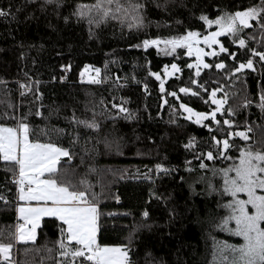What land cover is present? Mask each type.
I'll list each match as a JSON object with an SVG mask.
<instances>
[{"label":"trees","instance_id":"16d2710c","mask_svg":"<svg viewBox=\"0 0 264 264\" xmlns=\"http://www.w3.org/2000/svg\"><path fill=\"white\" fill-rule=\"evenodd\" d=\"M94 2L63 0L57 9L55 4L41 8L43 0H0V8L10 13L0 17V126L15 128L23 120L30 140L71 153L70 160L58 162V179L85 190L96 205L99 245L125 246L130 264H221L220 247L243 243L228 230L234 229L231 221L219 226L229 214L221 181L229 159L214 154L205 132H198L197 148H185L186 132L177 131L184 126L172 118L169 106L175 101L166 93L191 86L193 77L187 83L171 78L161 93L149 73L159 74L177 62L180 48L166 55L156 47L145 49L142 41L201 33L206 27L201 15L214 20L261 0H138L143 5L139 25L130 28L127 20L109 18L92 26L91 35L86 20L65 22L77 4ZM250 23L246 36L260 40L258 48L264 51V30ZM84 69L94 76L82 77ZM20 83H30L31 90L21 95ZM113 103L129 113H120ZM73 115L98 126L74 124ZM261 122L259 130L264 129ZM256 140L247 147L263 151L264 138ZM210 150L213 160L206 158ZM157 164L169 171L157 172ZM15 175V164L0 160V196L7 200L0 199V243L12 245V264H70L59 254L62 222L55 217L41 219L32 241L16 240Z\"/></svg>","mask_w":264,"mask_h":264},{"label":"snow or ice","instance_id":"6c2138e0","mask_svg":"<svg viewBox=\"0 0 264 264\" xmlns=\"http://www.w3.org/2000/svg\"><path fill=\"white\" fill-rule=\"evenodd\" d=\"M28 2L36 3V0H28ZM62 3L63 0H43L41 8L48 4H55L59 9ZM142 8L143 5L138 0H128L126 4H122L120 0H95L92 4H77L70 15L65 16L64 19L66 23L72 17L78 21L86 20L90 26L91 35L92 26L105 23L109 18L119 19L122 22L127 20L130 28L139 25L142 20L140 14ZM9 15L8 10L0 8V17H8ZM200 19L206 27L215 25L216 30L202 36L196 31H187L186 34L175 37L145 39L142 41V45L145 49L156 47L158 51H162L166 55H170L177 48L187 49L186 55L190 57L195 55L196 57L195 64L189 63L187 67L195 68L194 75L199 76L202 69L212 67L211 64L204 61L203 57H215L219 53H227L229 58L234 59L237 55L223 46L218 37L227 35L240 49H244L247 44L246 40L241 38L240 33L243 29L253 27L250 21H256L257 25L264 30V0H261L260 4L242 11L217 16L214 20L205 15H201ZM201 44L211 50L205 51L204 47H199ZM160 45L164 47L161 48ZM139 46L137 45V47ZM213 46H218V52ZM248 51L251 54L250 57L246 62L241 61L234 68L233 74L240 73L244 69L254 70V61L251 58L253 56H258L260 61L264 62V51H257L255 48H249ZM225 67L226 65L222 61L215 63V68L218 70ZM170 69L171 71H169V66L165 65L163 78L158 73H149L159 81L161 93H165V79L180 71L175 63L171 64ZM95 71L99 76L100 70L96 69ZM83 75L84 73L81 72L82 77ZM91 82L100 83V80L92 78ZM0 83L4 82L0 81ZM35 83L38 84L39 82L36 81ZM191 83L198 85L196 79H193ZM117 84H119L118 80ZM19 87L21 95H25V89L31 90L30 83H20ZM198 87L203 88L204 86L198 85ZM179 91L197 95L188 87H182ZM218 91H220L219 88L213 89L209 94V99L216 107L208 112H194L185 104L181 103L180 105L181 109L189 114L186 119L191 120L195 116L194 123L207 127L210 133L213 129L204 122L211 119L212 123L219 125L217 113L225 111L226 98L217 99L216 93ZM166 95L176 96V93L167 92ZM36 99H40L39 94H37ZM112 107L117 108L120 113H129V109L122 104L113 103ZM261 107H264V95L261 96ZM227 113L228 116L234 115L231 108L227 109ZM36 115H40L39 110H37ZM130 116L131 114H129V118ZM72 122L92 129L98 126L95 120H81L75 115L72 117ZM223 124L231 128L233 121L224 119ZM248 131L250 129L229 131L227 138L223 140L218 139L215 135L211 139L217 145L220 155H224L223 149H228L231 146L230 139L237 136L247 141L249 139ZM29 136V125L23 120L18 121L15 128L0 126V160L13 162L16 166L17 175L14 183L17 186L18 199L26 202H37L35 206L17 207L18 217L24 223L17 225L15 238L34 239L35 229L40 218L42 216L55 217L62 222V225L59 226L61 237L56 241L60 250L59 254L66 259L70 258V264H85V262L87 264H130L128 250L125 246L109 247L97 243V208L94 203L88 200L87 192L67 180L58 179L57 164L61 157H67L70 160L71 153L67 149L52 143H39L30 140ZM220 145L223 146V149L219 148ZM193 146L194 138H190L185 148H192ZM239 152L238 162L221 170L224 178L223 193L230 195L232 199L225 205L229 214L223 218L219 226L225 228L229 221H234L235 229L228 230L233 235L241 237L243 243L238 246L225 243L219 248L220 261L221 264H264V227H261V222H264V194L257 193V189L264 192V151H253L249 145L247 148H241ZM206 158L208 160L215 158L211 150L206 153ZM225 158L231 159L230 157ZM200 167L202 169L205 167L203 162H201ZM156 171L167 172L169 170L163 165L157 164ZM232 172L235 175L229 176V173ZM45 173L49 174L48 177L41 179ZM84 183L86 182L82 180L81 184ZM209 189L212 190L211 184ZM238 193H244L247 199H239ZM0 199L5 198L0 196ZM5 203H7L6 199ZM249 205L252 209L251 212L248 211ZM143 215L147 217L148 213L144 212ZM28 225H31V228H28ZM11 247V244L0 243V262L3 264H12L10 259ZM225 252L230 255H225ZM57 264H62V262L57 261Z\"/></svg>","mask_w":264,"mask_h":264},{"label":"flooded vegetation","instance_id":"af4514ba","mask_svg":"<svg viewBox=\"0 0 264 264\" xmlns=\"http://www.w3.org/2000/svg\"><path fill=\"white\" fill-rule=\"evenodd\" d=\"M216 26L212 25L211 27H205L203 32L199 33L206 35L208 32L215 31ZM245 29L240 33L241 38L246 40L247 47L240 49L238 45L234 44L232 40L227 35H222L218 37L221 44L229 49L230 52H235L237 55L234 59L229 58L227 53H219L215 57H203L206 63L212 65L211 68L202 69L199 76H195L194 73L196 69L188 68L187 65L192 62L193 56L186 55L187 49L180 48L177 55V62H173L178 65L180 68L179 72H176L173 75H170L165 79V89L167 87L168 80L178 76V81H184L187 83L188 76L191 74L193 79H196L198 85H203V88L198 87V85L186 86L192 89L197 95H192L191 93H181L176 92V96L168 95L171 99H174L175 104H171L169 109L175 114L172 116L173 119L178 120L183 129H177L180 134L186 132L185 136V145L189 143L190 138H194V146L192 148H197L196 142L198 141V132H205L209 138L212 151L215 155L219 157H238L241 148H247L248 141L258 140L264 138V129H261V121L264 119V107H261V96L264 95V62L260 61L258 56L251 57L254 61V70L244 69L240 73L233 74V70L241 61H247L250 57L249 48H255L257 51H260L258 46L260 40L255 38H248ZM251 43H255V47H250ZM199 47H204L205 51H210L203 44ZM218 52V46H213ZM224 62L226 67L224 69H216L215 63ZM171 63V64H173ZM169 64V71H171ZM165 67V66H164ZM164 67L159 73L161 77L164 76ZM185 87L181 86L180 88ZM219 88L220 91L216 93L217 99L226 98V103L224 105L225 111L223 113H217V118L220 121L219 125L212 123L211 119L204 122L211 126L213 131L210 133L207 127L194 123L195 116L191 120L186 119L189 115L181 109V103L193 109L194 112H208L210 109L216 107L209 99V94L213 89ZM167 92H173L172 89H168ZM179 94H181L179 96ZM182 99V100H180ZM231 108L234 112V115L228 116L227 109ZM224 119H230L233 121V125L229 128L227 125L223 124ZM173 128L176 127V124L171 125ZM264 128V126H263ZM245 129H250L247 132L249 139L247 141L242 140L240 137L233 136L230 139V147L228 149H223V146L220 145L219 148L223 149L224 155H220L217 150V145L212 141L211 137L215 135L218 139L223 140L227 138V133L229 131H244ZM189 130V131H188ZM256 140V141H257Z\"/></svg>","mask_w":264,"mask_h":264},{"label":"rangeland","instance_id":"374dc122","mask_svg":"<svg viewBox=\"0 0 264 264\" xmlns=\"http://www.w3.org/2000/svg\"><path fill=\"white\" fill-rule=\"evenodd\" d=\"M195 62H196V57H195V55H193V57H192V64H195ZM195 69V68H194ZM84 74H85V77H89V76H94V74L93 73H91V71L89 70V69H84ZM63 80V81H62ZM83 80V79H82ZM67 81V79L65 78V77H63V79H61V82H66ZM172 127V126H171ZM263 151H264V149H262ZM62 158V157H61ZM60 158V159H61ZM235 162H238V157H237V159H235V158H231V159H229V164H230V166L231 165H233V163H235ZM229 166V167H230ZM228 167V168H229ZM45 174H48V173H45ZM44 174V175H45ZM235 175V173L234 172H232V173H229V176H234ZM223 176V175H222ZM44 178H46V177H44V176H42L41 177V179H44ZM222 183H224V178H222ZM257 193L258 194H264V192H261V190H259V189H257ZM227 195V194H226ZM237 196H238V198L239 199H247V196L244 194V193H238L237 194ZM227 197H228V201H227V203L232 199V197L230 196V195H227ZM17 198H18V193H17ZM17 202H18V204L16 205V219H17V225L18 224H22V223H24V221L23 220H21V219H19V217H18V213H17V207H19V206H35L36 204H37V202L36 201H21V200H19V199H17ZM42 203V202H41ZM248 211L249 212H251L252 211V209H251V206L249 205L248 206ZM43 217V216H42ZM45 217V216H44ZM232 222V224H233V227H234V229H235V227H236V225H235V222L234 221H231ZM38 224H40V222L38 223ZM96 225H97V221H96ZM28 228H31V225H28L27 226ZM37 228V227H36ZM16 229H17V226H16ZM35 236H36V229H35ZM17 240V239H16ZM33 239H18V241L19 242H24V241H32ZM96 241H97V231H96ZM112 247H119V246H112Z\"/></svg>","mask_w":264,"mask_h":264},{"label":"crops","instance_id":"0c3cea01","mask_svg":"<svg viewBox=\"0 0 264 264\" xmlns=\"http://www.w3.org/2000/svg\"><path fill=\"white\" fill-rule=\"evenodd\" d=\"M17 204H18V203H17ZM43 217H44V216H43ZM43 217L40 218V221H41V219H42ZM40 221H39V222H40ZM38 226H39V224H38ZM38 226H37V227H38ZM36 229H37V228H36ZM17 241H18V239H17ZM18 242H19V241H18ZM24 242H30V241H24Z\"/></svg>","mask_w":264,"mask_h":264},{"label":"built area","instance_id":"2783aa9c","mask_svg":"<svg viewBox=\"0 0 264 264\" xmlns=\"http://www.w3.org/2000/svg\"><path fill=\"white\" fill-rule=\"evenodd\" d=\"M83 81V80H82ZM16 175L13 177V179H15ZM18 203V202H17ZM17 203L15 205H17Z\"/></svg>","mask_w":264,"mask_h":264},{"label":"bare ground","instance_id":"6f19581e","mask_svg":"<svg viewBox=\"0 0 264 264\" xmlns=\"http://www.w3.org/2000/svg\"><path fill=\"white\" fill-rule=\"evenodd\" d=\"M63 81V80H62Z\"/></svg>","mask_w":264,"mask_h":264},{"label":"water","instance_id":"95a60500","mask_svg":"<svg viewBox=\"0 0 264 264\" xmlns=\"http://www.w3.org/2000/svg\"><path fill=\"white\" fill-rule=\"evenodd\" d=\"M164 99V98H163Z\"/></svg>","mask_w":264,"mask_h":264}]
</instances>
